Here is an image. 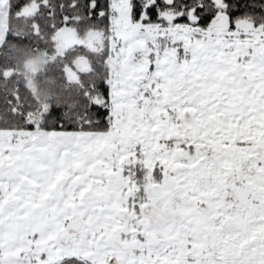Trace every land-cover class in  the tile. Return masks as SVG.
Segmentation results:
<instances>
[{
    "label": "snow or ice",
    "instance_id": "snow-or-ice-1",
    "mask_svg": "<svg viewBox=\"0 0 264 264\" xmlns=\"http://www.w3.org/2000/svg\"><path fill=\"white\" fill-rule=\"evenodd\" d=\"M0 264H264V0H0Z\"/></svg>",
    "mask_w": 264,
    "mask_h": 264
}]
</instances>
